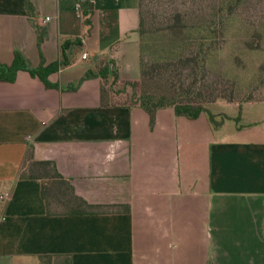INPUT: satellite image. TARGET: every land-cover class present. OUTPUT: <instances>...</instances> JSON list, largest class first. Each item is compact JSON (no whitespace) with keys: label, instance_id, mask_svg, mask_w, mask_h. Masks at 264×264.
Here are the masks:
<instances>
[{"label":"crops","instance_id":"crops-1","mask_svg":"<svg viewBox=\"0 0 264 264\" xmlns=\"http://www.w3.org/2000/svg\"><path fill=\"white\" fill-rule=\"evenodd\" d=\"M31 1L34 17L26 0H0L1 62L18 50L47 65L80 39L49 76L56 88L25 70L0 79V264H264V98L242 102L230 128L172 106L151 127L142 107L101 105L97 69L107 56L120 78H140L138 0H91L90 25L83 0ZM31 146L105 207L63 189L44 197L41 179L19 178Z\"/></svg>","mask_w":264,"mask_h":264},{"label":"rangeland","instance_id":"rangeland-1","mask_svg":"<svg viewBox=\"0 0 264 264\" xmlns=\"http://www.w3.org/2000/svg\"><path fill=\"white\" fill-rule=\"evenodd\" d=\"M138 2L145 20L146 33L141 49L146 59L172 58L180 53L193 57L200 52L201 56H207L205 73L194 61H173L167 67L168 79L187 84L197 76L196 80L204 88V96L229 94L233 90L232 101L219 97L205 103L213 113H218L216 119L219 121L225 115V110L230 118L231 114L235 115L232 121L226 118V126L224 118L221 126L230 128L242 121V105L232 104L264 98V0ZM177 12L181 13L184 22L179 36L168 32ZM33 21L38 25L37 19L33 18ZM203 42L210 45L204 47ZM41 44L37 36L39 48ZM152 86H156L155 83ZM262 106L258 117L264 115Z\"/></svg>","mask_w":264,"mask_h":264},{"label":"trees","instance_id":"trees-1","mask_svg":"<svg viewBox=\"0 0 264 264\" xmlns=\"http://www.w3.org/2000/svg\"><path fill=\"white\" fill-rule=\"evenodd\" d=\"M84 16H86L87 25L90 24L91 13L94 12V3L91 0H83L80 3ZM139 5V27L140 34V78L139 79H122L119 76L116 62L103 57L97 66L98 75L101 79V105L102 106H123V107H142L149 114L150 126L153 127L156 121L157 111L161 108L172 106L177 115L186 116L191 119L198 118L202 112H207L209 118L215 127H219L224 123V118H230L223 115L219 121L216 119L218 114L213 113L206 105V102L214 101L219 97L226 98L230 101L234 99L233 90L229 94L212 93L208 96L203 95L202 83L197 79H193L190 83H175L170 81L166 76L168 66L171 62L187 63L194 61L201 71H206L207 56H201L200 52L193 57L187 56L185 53L176 54L172 58L146 59L142 54L141 44L144 41L146 30L144 28L145 20ZM26 9L29 16H35V8L31 0H26ZM184 22L181 13L175 14V22L169 26L168 32L179 36L183 31ZM37 36L39 45L43 41L41 29L37 27ZM80 38L74 40L67 39L62 45V55L60 60L50 64H45L44 60L37 67H30L23 54L16 50L14 52V60L11 64H4L0 60V79L4 81H15L19 70L28 71L32 76L39 77L48 88H56L57 84L53 83L49 76L56 72L60 67L68 65L70 60L66 54V50L73 43H77ZM209 46L208 42H203L202 46ZM88 75V74H87ZM155 83L156 86H152ZM234 83V82H232ZM161 84V87H160ZM245 101H239L242 104ZM239 120V118H235ZM21 179L38 178L43 181L42 194L44 197L50 195L52 190L53 196H60V191L69 192V196L85 205L86 207L100 209L102 205L89 204L82 197L75 193L73 185L65 178L57 169L53 160H38L34 156V148L31 146L27 152V158L23 163V168L19 174ZM108 208H114L121 211H130L128 204L107 205Z\"/></svg>","mask_w":264,"mask_h":264},{"label":"built area","instance_id":"built-area-1","mask_svg":"<svg viewBox=\"0 0 264 264\" xmlns=\"http://www.w3.org/2000/svg\"><path fill=\"white\" fill-rule=\"evenodd\" d=\"M47 19H49V17H48ZM87 57H88V53L85 52V53L83 54V58L86 59Z\"/></svg>","mask_w":264,"mask_h":264}]
</instances>
